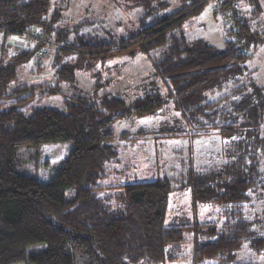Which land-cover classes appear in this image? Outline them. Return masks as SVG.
Segmentation results:
<instances>
[{
  "label": "trees",
  "instance_id": "1",
  "mask_svg": "<svg viewBox=\"0 0 264 264\" xmlns=\"http://www.w3.org/2000/svg\"><path fill=\"white\" fill-rule=\"evenodd\" d=\"M137 1L142 15L137 33L108 39L81 32L80 25L74 34L58 28L63 12L57 6L51 10L52 0H0V28L36 42L9 60L0 59V264H74L77 256L86 264H170L183 257L177 248L186 242L193 245L191 264H238L234 259L245 241L264 254V221H254L245 209L252 190L264 191V87L245 77L249 42L244 50H218L206 40L176 32L203 0L173 12L169 0ZM224 1L234 6V0ZM243 24L250 39V28ZM35 32L54 42L57 82H72L80 72L95 74L100 63L118 54L140 52L153 56L168 93L153 80L131 103L104 94L100 102L72 97L64 100L63 109L29 111L23 107L44 87L20 83L18 67L48 49ZM55 91L57 87L47 88L43 94ZM169 99L192 135L216 131L229 140V161L208 170L191 161L174 178L176 184L168 177L106 183L119 172L114 171L119 154L112 142L115 122L156 115ZM64 142L73 148L49 182L17 170L19 147L30 145L38 152L43 144ZM187 188L195 212L202 205L216 206L221 221L196 217L166 225L171 193Z\"/></svg>",
  "mask_w": 264,
  "mask_h": 264
},
{
  "label": "rangeland",
  "instance_id": "2",
  "mask_svg": "<svg viewBox=\"0 0 264 264\" xmlns=\"http://www.w3.org/2000/svg\"><path fill=\"white\" fill-rule=\"evenodd\" d=\"M192 1L169 0L168 11L179 10ZM234 1V6H227L224 0H203L199 9L187 14L175 31H181L188 39L206 40L218 50L230 46L244 50V42H249L251 53L244 61L245 77L264 87V0ZM137 3V0H52L51 10L56 6L62 9V19L57 23L60 29L74 34V28L80 25L81 32L119 39L137 33L140 29L142 15L139 7H135ZM244 22L250 28L247 33L250 39L242 32L247 30ZM41 35L44 40L36 38L46 42L48 49L39 50L29 62L18 67V80L20 83L41 84L43 93L53 87H57L58 91L38 94L23 107L29 111L40 106L63 109L64 100L72 97L85 98L89 103L100 102L104 94L119 95L131 103L144 94L145 86L153 80L157 81L164 94L168 93V86L156 72L153 56L140 52L118 54L106 60L104 65L100 63L95 74L80 72L72 82H57L53 68L54 42L47 39L45 33ZM258 38L263 40L258 42ZM240 39L243 41L240 42ZM35 43L24 34L7 33L0 28V59L9 60L19 50L34 47ZM1 45H4V50ZM146 118L151 119L141 123ZM113 128L117 135L112 142L117 144L119 152L114 171L119 172H113L112 177L105 180L106 183L168 177L176 184L174 178L186 171L191 161L201 170L229 161V140L216 131L192 135V127L174 107L171 99L158 114L117 120ZM169 130L184 133L167 136L165 131ZM261 136L263 153L260 170L264 180V125ZM72 148V142L43 144L38 152L33 146H21L17 151L16 168L22 173L37 175L43 182H49ZM251 195V201L245 206L246 213L254 221H264V191L252 190ZM196 217L204 222L221 221L216 206L202 205L195 212L188 188L172 192L165 224L178 219L190 222ZM254 227L259 231L261 226L257 224ZM248 243L244 242L234 261L238 264H264V254L253 251ZM179 246L177 249L183 257L170 264H191L192 243L186 242ZM74 264L86 263L77 256Z\"/></svg>",
  "mask_w": 264,
  "mask_h": 264
},
{
  "label": "built area",
  "instance_id": "3",
  "mask_svg": "<svg viewBox=\"0 0 264 264\" xmlns=\"http://www.w3.org/2000/svg\"><path fill=\"white\" fill-rule=\"evenodd\" d=\"M41 34H42V32H40V33L39 32H35V33H33V36L38 37V39L41 38V40H44L43 39V35H41Z\"/></svg>",
  "mask_w": 264,
  "mask_h": 264
},
{
  "label": "snow or ice",
  "instance_id": "4",
  "mask_svg": "<svg viewBox=\"0 0 264 264\" xmlns=\"http://www.w3.org/2000/svg\"><path fill=\"white\" fill-rule=\"evenodd\" d=\"M176 115H179V113H177ZM151 118H146L145 120H142L141 123H147L150 121ZM178 143V142H177Z\"/></svg>",
  "mask_w": 264,
  "mask_h": 264
}]
</instances>
